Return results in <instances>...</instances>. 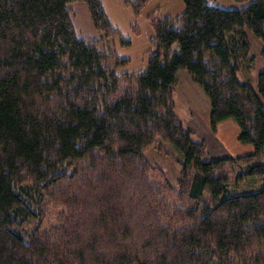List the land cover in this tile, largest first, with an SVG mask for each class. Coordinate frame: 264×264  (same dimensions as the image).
<instances>
[{
  "label": "trees",
  "instance_id": "1",
  "mask_svg": "<svg viewBox=\"0 0 264 264\" xmlns=\"http://www.w3.org/2000/svg\"><path fill=\"white\" fill-rule=\"evenodd\" d=\"M151 1L125 2L140 15ZM77 2L99 34L131 44L102 0H0V264H264V188L229 189L264 180V70L257 88L237 77L249 31L264 42V0L153 13L154 52L132 73L78 35ZM182 70L210 100V128L233 120L252 152L212 157L185 127ZM163 142L182 154L177 189L145 155Z\"/></svg>",
  "mask_w": 264,
  "mask_h": 264
},
{
  "label": "rangeland",
  "instance_id": "2",
  "mask_svg": "<svg viewBox=\"0 0 264 264\" xmlns=\"http://www.w3.org/2000/svg\"><path fill=\"white\" fill-rule=\"evenodd\" d=\"M182 5L183 0H152L140 15H136L129 7L134 13L131 12L133 22L130 25L120 21L118 17H114L115 20L112 22L115 25L120 23L122 27H117L131 41L128 46H123L119 40L108 38L110 41L108 43L105 41V46L109 51H115L120 59L129 60L125 66L120 68V72L132 73L146 69L149 55L154 52L151 42L153 29L149 17L153 13H157L161 17H167L170 14L177 16ZM158 7H161L163 11L160 12ZM248 35L251 46L249 59L252 58L253 62L245 61L237 71V77L257 88L258 75L264 70L262 55L264 42L251 31ZM174 104L175 112L185 127L191 130L196 138L205 141L210 156L218 159L235 158L253 151L250 145H244L238 140L240 128L233 120L223 121L215 131L210 128V100L203 88L192 79L187 71L179 72ZM157 146L149 148L145 155L152 164L166 172L173 187L177 189L182 154L167 142L158 143ZM234 171L240 173V169ZM262 188H264V180L253 178H247L239 185H236L234 181L229 185L230 194H248ZM45 220V224L48 225L56 223V217L52 210L47 212Z\"/></svg>",
  "mask_w": 264,
  "mask_h": 264
},
{
  "label": "crops",
  "instance_id": "3",
  "mask_svg": "<svg viewBox=\"0 0 264 264\" xmlns=\"http://www.w3.org/2000/svg\"><path fill=\"white\" fill-rule=\"evenodd\" d=\"M125 1L126 0H102L104 7L106 8L108 14L110 15L113 21L115 20L114 17H118L120 21H123L127 25H130L133 22V18L131 17L133 11L126 5ZM210 2L212 4L227 8L236 7V3L234 2V0H210ZM157 9H159L160 12L163 11L161 7H158ZM184 10L185 6L183 2V5L180 7L179 10L180 13L177 16H173L172 14H170L169 17L176 18L182 15ZM72 20L76 32L79 36L100 39L104 41V43L105 41L106 43L110 41L108 40V38L103 37L101 34H99L96 30L90 14L89 7L86 3L77 2L72 5ZM116 26H118L119 28L122 27L120 23L116 24Z\"/></svg>",
  "mask_w": 264,
  "mask_h": 264
}]
</instances>
